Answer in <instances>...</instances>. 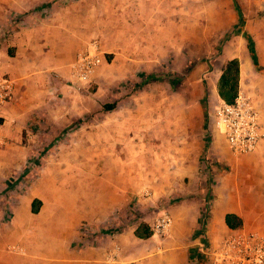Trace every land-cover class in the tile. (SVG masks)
<instances>
[{"label": "crops", "instance_id": "obj_1", "mask_svg": "<svg viewBox=\"0 0 264 264\" xmlns=\"http://www.w3.org/2000/svg\"><path fill=\"white\" fill-rule=\"evenodd\" d=\"M99 1L0 0V76L8 77L15 83L13 98L4 109L5 123L0 134L16 139V143L1 145L0 152L4 155L3 159H0V174H4L1 169L8 166L9 162V168L17 167L15 162L25 167L32 154L29 152L39 145L32 142L23 145L20 137L25 132L33 136L37 130L36 126L42 122L46 123L47 132L57 134L69 125L68 121L85 119L91 114L97 119L101 117L103 124H110L108 131L114 129V125L120 126L124 132L122 141L129 139V134L126 133L129 129L126 119L130 114L123 113L122 124L111 123L118 118V114L97 111L96 101L84 95L88 90L87 82L81 84L71 76L72 64L78 54L89 45L84 24L98 23ZM117 1L119 0H108V10L110 6L113 7L107 14L108 24H115V17L122 13L120 9H115ZM120 2L124 8L126 6L130 16L136 18L139 15L144 19V16L137 12L144 7L141 0ZM151 3L156 7V0H151ZM124 22L122 26L117 24L113 33L124 37L128 26ZM137 27L127 29H141V26ZM156 27L154 35H150L151 38L161 37L160 32H155ZM245 43L243 37L232 38L223 53L211 59L210 65H207L208 69L200 67L193 72L194 76L201 77V74L208 70L205 73V83L212 99L218 100L221 99L218 85L223 68L229 60L238 59L239 91L253 98L264 123V82L261 83V78L256 77L250 58L243 52ZM130 45L131 42L128 43V46ZM114 46L124 49L117 52L111 50L116 60L120 59L122 51L127 54L125 50L130 49L125 42L116 43ZM123 56L126 58L125 54ZM126 68L127 63H124L123 70ZM253 81L256 82L254 85L251 84ZM97 133L96 129L92 134ZM93 140L98 142L96 136ZM129 145L128 141L123 143V146L117 145L111 147L112 149L108 147V150L117 153L113 161L120 174L116 180L121 181L124 186L120 188L121 195L115 193L117 186L109 188L107 184L101 189L113 194L101 196L100 199V180L95 174L75 179L71 176L59 182L55 178H43L33 191L18 196V201L12 206L14 224H0V264H105L108 252L115 245L121 248V261H128L129 254L130 257L138 259L135 264H192L193 252L203 240L200 235L201 213L209 195V189L205 188V177L210 176L211 171H207L201 162L193 157L188 163L187 157L183 156L186 159L182 161V158L174 165L172 163L170 168L164 164L166 169L163 172L155 171L154 177H149L151 170H140L135 174L132 173V168L137 169V166L128 152ZM93 148L92 151L96 150L94 155L98 156L99 147ZM9 151L20 153L18 161L12 154L11 157L5 154ZM224 151L226 158L234 162L235 176L234 179L224 181L223 174L213 167L216 170L215 180L218 182L215 191L219 199L210 209L209 233L218 239L223 234L230 233L232 230L226 225L225 218L227 214L232 213L242 218V229L264 235V140L254 153L242 157H234L227 147ZM68 183L72 184L67 186ZM148 183L154 184V189L144 187ZM160 185L162 188H159ZM171 185H177L176 189H185L194 196L190 197L192 200L186 204L177 203L176 208L170 210L173 220L171 238H161L163 247H160L158 242L156 244L153 241L156 237H152L150 243L154 245V249L151 254L145 255V248L137 245L138 240L146 239L137 237L135 231L138 226L127 221L130 218L129 205L132 196L146 195L150 193V189L154 194L155 205L156 201L169 193L168 190L173 188ZM36 200L40 201L37 204L38 212H33ZM145 204L147 205H143L142 209L146 213L151 204ZM116 209L119 210L118 213ZM115 216L122 218L119 225H122L119 228L121 234L115 239L109 236L108 231L99 232L95 228V224L106 223L107 219L113 221ZM82 225H85L83 232ZM85 229H90L91 234H86ZM219 241L210 242L214 245ZM15 244L26 251L21 253L10 250L9 246Z\"/></svg>", "mask_w": 264, "mask_h": 264}, {"label": "rangeland", "instance_id": "obj_2", "mask_svg": "<svg viewBox=\"0 0 264 264\" xmlns=\"http://www.w3.org/2000/svg\"><path fill=\"white\" fill-rule=\"evenodd\" d=\"M120 1L116 2L115 9H120L122 13L115 17V24L107 22L108 11L113 8L110 6L108 10V0L99 1L98 23L84 24L88 44L97 41L104 53L102 64L91 81L86 83L89 87L87 86L88 90L84 95L96 101L95 109L100 113L118 114V118L111 123L122 124L123 113L130 114L126 119L129 128L126 133L129 134V139L122 141L124 132L120 126L114 125L115 128L108 131L110 124H103V119H97L93 114L85 119L68 121L69 125L57 134L47 132L45 122L36 126L37 130L33 136L25 132L20 137L21 143L27 145L32 142L39 146L29 152L32 154L25 167L15 162L17 167L9 168V162L8 166L1 169L4 174H0V224H14L12 206L18 201L16 199L33 191L43 178H55L59 182L71 176L75 179L96 174L100 180V199L101 196L113 194L101 189L107 184L109 188L117 186L115 193L121 195L120 188L124 186L121 181L116 180L120 174L113 161L117 153L110 150L117 145L123 146V143L128 141V152L137 166V169L132 168V173L151 170L149 177H154L155 171L163 172L166 169L164 164L170 168L169 165H174L183 156L187 157L188 163L193 157L200 161L207 171H211L212 174L205 177V188L209 189V195L204 209L202 208L201 226L207 216L210 217V209L219 199L215 191L218 182L215 180L214 171L222 173L224 181L234 179V162L226 158L225 143L213 124L214 107L220 99H212L209 93L205 83V73L208 70L201 74V77L194 76L193 71L210 65L211 59L222 54L232 38L243 37L246 40L243 52L250 58L256 77L261 78V83L264 82V0H156V7L151 0H147L146 4L145 0H141L144 7L137 12L144 16V19L139 15L136 18L130 16L126 6L124 8ZM123 21L128 25L124 37L113 33L117 24L122 26ZM132 26H141V29H127ZM155 26V32H160L161 35L157 39L150 36L154 35ZM119 42H125L127 46L131 42V45L128 46L130 49L125 50L127 54L122 51V56L116 60L111 53L124 50L114 46ZM124 63H127L125 71ZM255 83L253 81L251 84ZM3 120L5 123V118ZM3 125L0 127V133ZM96 129L98 133L93 135ZM95 136L98 142L93 140ZM6 143H16L15 137L8 138L0 134V151L1 145ZM93 147H99L98 156L94 155L96 150L92 151ZM108 147L112 148L108 150ZM5 154L9 157L12 154L18 161L20 153L9 151ZM3 155L0 152V159H3ZM184 159L186 158L182 161ZM70 184L72 183L67 186ZM148 184L144 187L154 189V184ZM162 185L159 188H162ZM174 187L156 201L155 205L152 189L148 188L149 197L144 194L132 196L129 205L130 218L127 221L133 222L136 227L146 223L152 228L162 212L170 213L177 203L182 205L192 200L190 197L194 195L191 192L188 193L185 189L180 191L176 189L177 185ZM87 192L89 193V190ZM145 203L151 204L146 213L142 209L143 205H147ZM118 212L116 209V213ZM207 219L209 221L206 239L209 242L221 241L229 234H223L220 239L213 237L209 233L210 218ZM121 222V216H115L113 221L107 219L106 223L95 224V228L99 232L108 231L115 239L121 234ZM84 227L85 225H82L81 232ZM85 230L88 235L92 232L90 229ZM171 234L170 232L164 237L170 239ZM200 235L202 238V233ZM131 236L134 239L132 233ZM152 237H156L154 243L158 242L160 247H163L160 241L164 237L154 234ZM152 237L138 240L137 247L145 248V255L151 254L154 249V245L150 243ZM218 243L212 245L216 247ZM9 249L21 253L25 250L18 244L9 246ZM127 258L133 264L138 260L129 254Z\"/></svg>", "mask_w": 264, "mask_h": 264}, {"label": "built area", "instance_id": "obj_3", "mask_svg": "<svg viewBox=\"0 0 264 264\" xmlns=\"http://www.w3.org/2000/svg\"><path fill=\"white\" fill-rule=\"evenodd\" d=\"M104 53L97 41L78 54L72 64L71 76L75 81L89 82L102 64ZM15 90L12 79L0 76V127L5 107L11 102ZM213 124L222 136L227 150L234 157L254 153L264 140V123L252 97L238 92L234 103L223 99L214 107ZM147 197L150 194H146ZM209 218V216H207ZM201 226L202 240L192 255V264H264V235L249 230H232L214 247L206 239L208 221ZM172 216L164 211L152 226L154 236L164 237L172 227ZM113 237V234L109 235ZM121 248L115 245L108 252L105 264H133L120 260Z\"/></svg>", "mask_w": 264, "mask_h": 264}, {"label": "trees", "instance_id": "obj_4", "mask_svg": "<svg viewBox=\"0 0 264 264\" xmlns=\"http://www.w3.org/2000/svg\"><path fill=\"white\" fill-rule=\"evenodd\" d=\"M239 80L240 63L238 59L229 60L223 68V72L218 85L219 95L224 101L228 103L235 102V99L237 98L239 92ZM107 107L110 108L111 106ZM39 203V200H36L34 202L33 212H38L37 204ZM225 221L226 225L231 230H238L243 228V220L236 214H227ZM135 234L141 239H148L152 237L153 230L148 224L142 223L137 227Z\"/></svg>", "mask_w": 264, "mask_h": 264}]
</instances>
